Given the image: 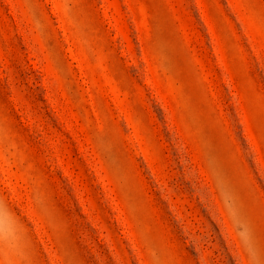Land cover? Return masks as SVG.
Here are the masks:
<instances>
[{"label":"rangeland","instance_id":"1","mask_svg":"<svg viewBox=\"0 0 264 264\" xmlns=\"http://www.w3.org/2000/svg\"><path fill=\"white\" fill-rule=\"evenodd\" d=\"M0 264H264V0H0Z\"/></svg>","mask_w":264,"mask_h":264}]
</instances>
